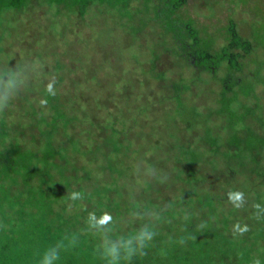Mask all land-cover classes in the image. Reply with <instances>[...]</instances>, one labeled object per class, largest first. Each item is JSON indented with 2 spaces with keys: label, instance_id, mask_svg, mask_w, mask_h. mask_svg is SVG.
Returning <instances> with one entry per match:
<instances>
[{
  "label": "trees",
  "instance_id": "obj_1",
  "mask_svg": "<svg viewBox=\"0 0 264 264\" xmlns=\"http://www.w3.org/2000/svg\"><path fill=\"white\" fill-rule=\"evenodd\" d=\"M249 1L0 0V66L35 68L0 116V207L10 201L19 237L39 248L8 247L6 229L0 264H37L73 233L65 264H105L82 231L89 212L111 214L126 235L144 223L129 222L131 211L169 204L131 264H264V218L252 208L264 205V27L245 32L233 13ZM141 38L152 43L141 49ZM134 45L149 50L131 56L136 72L120 61ZM230 190L245 193L244 208L228 203ZM72 191L84 199L70 201ZM35 221L49 235L24 240ZM236 223L250 230L234 237ZM181 236L186 244L166 243Z\"/></svg>",
  "mask_w": 264,
  "mask_h": 264
},
{
  "label": "clouds",
  "instance_id": "obj_2",
  "mask_svg": "<svg viewBox=\"0 0 264 264\" xmlns=\"http://www.w3.org/2000/svg\"><path fill=\"white\" fill-rule=\"evenodd\" d=\"M35 75V68L32 64L18 63L14 66H0V116H3L11 103L23 92L30 84ZM46 92L54 96L55 81L50 80L46 85ZM47 101H41L46 104ZM145 174L149 177L155 176V170H146ZM70 201L75 202L84 199V194L79 191H72L68 194ZM228 203L233 208L239 210L245 207L247 200L245 193L240 190H230L227 193ZM71 207V205H70ZM171 205H165L163 209L157 211L149 210H133L129 213V222L137 220L144 221L138 228L128 234L116 235V224L118 223L109 213L97 214L95 211L89 212L85 221L86 229L82 230L85 234L98 239L95 252L105 264H131L134 258H143L147 255L148 249L155 237L158 235L157 227L159 221L163 219V212L167 211ZM253 216L256 220L264 218V205L254 203ZM189 217H183L187 220ZM170 222V221H168ZM203 227V224L200 225ZM250 230L247 224L241 225L236 223L232 227L234 237L243 236ZM186 244V238L181 236L176 241L169 237L166 243ZM79 243V235L76 233L63 236L55 244L50 245L39 254L37 264H58L61 260V253L75 248ZM163 254V253H162ZM252 264H261L259 258L254 257Z\"/></svg>",
  "mask_w": 264,
  "mask_h": 264
},
{
  "label": "rangeland",
  "instance_id": "obj_3",
  "mask_svg": "<svg viewBox=\"0 0 264 264\" xmlns=\"http://www.w3.org/2000/svg\"><path fill=\"white\" fill-rule=\"evenodd\" d=\"M242 5L247 6V10H244V6L239 8L240 7V5H239L236 7L235 12H233V13L235 16L242 17L243 20L241 21V24H242L241 27H242L243 31L246 32L249 30V32H251L252 29H250L251 28L250 25H253V29H255L257 32L259 30H261L264 27V17H263L264 16V13H263V11H264V0H251L248 3H246V2L242 3ZM223 12L226 15L227 12L230 13L231 10L228 11L224 7ZM254 16H256L258 18H255ZM245 19H247V20H245ZM211 21H212V19H211ZM118 31H120V29ZM124 39L125 38L119 40L117 44H120V46L125 45ZM142 43H143V45L141 46V49L144 46V44L149 45L152 43V41L151 40L147 41L145 38H144V40H142V38H141V44ZM135 52H142V51H139L136 48V45L128 47V50L126 49V51L123 52V55L120 58V61H123V64L126 66L127 71L136 72V71L140 70V68L138 67L139 62L137 60L132 59L133 57H131ZM148 52H149V50L147 47L146 49L143 50V52L141 54L142 57L145 58L146 56H148V54H149ZM155 81H156V79L153 80V82H155ZM258 91L264 93V83L258 84ZM262 100L264 101V97L262 98ZM159 115H160V117L158 119L161 120L163 118V113H161V114L159 113ZM151 121H153V119H151ZM155 136H158V135H155ZM145 142H146V140H141L139 143L142 144ZM13 189L14 190H13V193L11 195H14V193H16V191L18 193L20 192V189L18 187H15ZM4 209H8L9 211H11L10 201H8V202H6L4 200L1 201L0 238H1V232H3L4 230L6 231V229H9L11 236L8 239V243H7L8 247H10V248L13 247V248H17V249L27 248L31 255L37 253V250H39V248H38V246H36V244L31 245V244H29L30 242L23 241L19 237L20 233H22L21 230L24 231V229L21 228V226L23 225L21 219L18 218L17 216H11L10 217L9 215H6ZM31 223H29L27 229H29L31 227ZM52 225L54 226L55 223L52 222ZM38 226H41V228H38ZM48 229H49V226L47 223H45V221H40V225H38L37 221H35L32 223V229L23 233L22 236H24V234H25L24 240H27L28 238H31V239L35 238L34 242H37V240L42 241V239H40L39 237H41L43 235L44 231H45L44 234L46 233L45 235L48 236L49 235V231H47ZM55 240H57V238ZM18 241L20 242V244L23 247L19 243H17ZM29 246H30V248H28ZM8 247H7V254H9V252L11 250ZM21 252H22V250H21ZM29 259H30V264H33V262L31 261V258H29ZM60 261H61L60 264H65V261H63V260H60Z\"/></svg>",
  "mask_w": 264,
  "mask_h": 264
}]
</instances>
